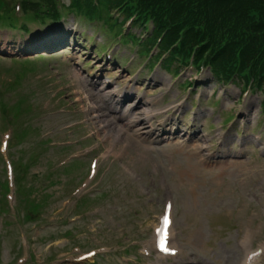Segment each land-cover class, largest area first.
<instances>
[{
	"label": "rangeland",
	"instance_id": "374dc122",
	"mask_svg": "<svg viewBox=\"0 0 264 264\" xmlns=\"http://www.w3.org/2000/svg\"><path fill=\"white\" fill-rule=\"evenodd\" d=\"M22 1L0 0L1 151L15 132L0 153L22 189L0 209V264H68L91 251L85 264H245L264 244V86L218 84L209 68L175 77L158 44L128 39L127 25L114 37L119 24L85 15L25 33L1 25L26 22ZM145 109L151 134L117 137ZM169 207L178 252L162 256L154 230Z\"/></svg>",
	"mask_w": 264,
	"mask_h": 264
},
{
	"label": "trees",
	"instance_id": "16d2710c",
	"mask_svg": "<svg viewBox=\"0 0 264 264\" xmlns=\"http://www.w3.org/2000/svg\"><path fill=\"white\" fill-rule=\"evenodd\" d=\"M69 1L63 13L56 0H24L22 8L26 20L42 25L66 12L112 27L122 19L121 30L132 19L127 38L149 49L158 44V59L168 69L174 67L176 75L193 64L197 70L210 68L220 82L264 86V0ZM23 29L29 31L27 25ZM134 29H141L139 38ZM145 32L150 34L143 39ZM261 109L264 113V101Z\"/></svg>",
	"mask_w": 264,
	"mask_h": 264
},
{
	"label": "bare ground",
	"instance_id": "6f19581e",
	"mask_svg": "<svg viewBox=\"0 0 264 264\" xmlns=\"http://www.w3.org/2000/svg\"><path fill=\"white\" fill-rule=\"evenodd\" d=\"M75 76L79 80H83L84 79L78 73H75ZM101 90L104 91V89H101ZM128 101H129V96L128 95H125V96H123V98H120L117 101L114 100L113 103H111V104H113L112 106L116 105V103H117V105H120V104H123L124 102H128ZM114 102H116V103H114ZM140 104H141V102L137 103L136 106L133 107V108H131L129 111L132 112L134 110H138V109L142 108V106H140ZM113 110H115V108ZM143 113H144L145 117H140V115H136L135 113H133V114L132 113H129V116L131 117V120L127 123V125L125 126L124 129L122 128L120 132H116L117 137H120V136L126 137V135L129 134L132 137L137 138L139 140V139H142L144 136H147V135L149 136L152 131H147V128L148 127H146V126L149 123V120L151 118L152 111L149 110V109H145V111H143ZM114 129H116V127ZM165 134L167 135L166 132L163 135H165ZM166 139L167 140H170L171 138L170 137H167ZM256 260H257L256 257L251 258L245 264H254V262Z\"/></svg>",
	"mask_w": 264,
	"mask_h": 264
}]
</instances>
